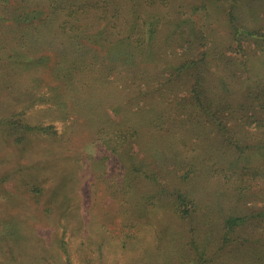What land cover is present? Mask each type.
<instances>
[{
  "label": "rangeland",
  "instance_id": "374dc122",
  "mask_svg": "<svg viewBox=\"0 0 264 264\" xmlns=\"http://www.w3.org/2000/svg\"><path fill=\"white\" fill-rule=\"evenodd\" d=\"M259 210L264 0H0V264H253Z\"/></svg>",
  "mask_w": 264,
  "mask_h": 264
},
{
  "label": "trees",
  "instance_id": "16d2710c",
  "mask_svg": "<svg viewBox=\"0 0 264 264\" xmlns=\"http://www.w3.org/2000/svg\"><path fill=\"white\" fill-rule=\"evenodd\" d=\"M114 45L110 49V59L114 62L112 66H117L120 64H125V60L121 59L120 56L122 49H126L125 45L132 46L133 50H136L137 46L132 45L135 42L138 43L139 41L137 39H133L131 42V39H129L128 35L125 37H119L117 34L114 33ZM134 53V52H133ZM192 207H195L194 201L190 198V195L188 192H181L175 197V203H173V210L178 213L180 216H190L192 212ZM264 214V210H259V212L256 213V217H260ZM240 219H233L232 217L228 218L225 222V232H224V241H228V238L226 237L229 232H235L237 230V225H243L245 220H243L242 223H237ZM258 232H255V234H258ZM236 234L232 237L231 241L235 242L237 245L232 250L236 253L237 251H246L251 259L253 260V264H264V237H260L261 234H259V238L252 239L250 244H246L244 242V239L247 237L244 236V232L236 231ZM238 234V235H237ZM236 239H238L236 241ZM212 261V260H211ZM198 264H201L200 258L197 260Z\"/></svg>",
  "mask_w": 264,
  "mask_h": 264
}]
</instances>
